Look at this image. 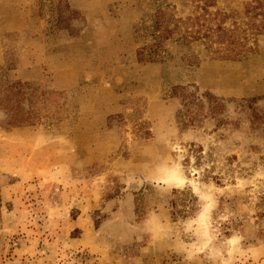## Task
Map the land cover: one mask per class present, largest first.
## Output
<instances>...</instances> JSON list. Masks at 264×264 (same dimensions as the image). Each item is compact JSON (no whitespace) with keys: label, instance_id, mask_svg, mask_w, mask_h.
I'll return each mask as SVG.
<instances>
[{"label":"rangeland","instance_id":"rangeland-1","mask_svg":"<svg viewBox=\"0 0 264 264\" xmlns=\"http://www.w3.org/2000/svg\"><path fill=\"white\" fill-rule=\"evenodd\" d=\"M252 1L0 0V264H264Z\"/></svg>","mask_w":264,"mask_h":264},{"label":"trees","instance_id":"trees-1","mask_svg":"<svg viewBox=\"0 0 264 264\" xmlns=\"http://www.w3.org/2000/svg\"><path fill=\"white\" fill-rule=\"evenodd\" d=\"M165 11L160 10L156 16V20L154 24V32L152 34V38L155 40L154 44L151 45L149 48H142L139 51L138 56L142 61H146V60L153 61L155 56H158L159 46L161 42L164 41L165 39L171 38L174 34V30L169 29L168 26L169 17L167 12ZM247 13L248 15H250L252 28H255L259 31H264V0H253L252 3H250V8L247 10ZM200 20L201 18L198 17L196 19L197 22H195V24L198 27V30H200L197 31L199 36H202V38H210L214 32H222L223 37L226 38L227 33L225 32V29L221 27V25H219L217 28L214 29L212 27L207 26L206 23L202 24ZM178 22L180 23L181 21ZM176 26L178 25L176 24ZM184 38L186 37H183V39ZM199 38L201 39V37H197V39ZM221 42L225 43L223 39Z\"/></svg>","mask_w":264,"mask_h":264}]
</instances>
